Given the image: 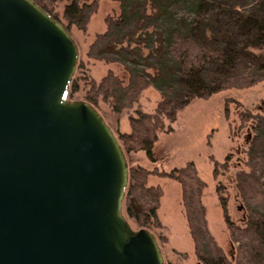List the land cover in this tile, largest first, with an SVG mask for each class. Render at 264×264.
Listing matches in <instances>:
<instances>
[{"label": "water", "instance_id": "obj_1", "mask_svg": "<svg viewBox=\"0 0 264 264\" xmlns=\"http://www.w3.org/2000/svg\"><path fill=\"white\" fill-rule=\"evenodd\" d=\"M70 32L34 0H0V264H165L123 213L125 153L67 92Z\"/></svg>", "mask_w": 264, "mask_h": 264}, {"label": "trees", "instance_id": "obj_2", "mask_svg": "<svg viewBox=\"0 0 264 264\" xmlns=\"http://www.w3.org/2000/svg\"><path fill=\"white\" fill-rule=\"evenodd\" d=\"M34 1L63 24L44 4ZM117 1L119 15L105 18L107 28L96 34L88 49V57L112 62L114 59L110 53L114 52L125 58L127 63L135 64L136 60L128 58L127 54L138 57L140 53L133 52L134 47L129 49L130 42L139 44V37L144 35L147 43L144 48L150 50L148 57L154 59V64L148 67H153L155 73L151 75L125 66L129 81L123 85L108 72L99 83L90 79L91 87L85 90L83 100L98 111L99 97L102 95L104 102L112 100L111 109L119 113L124 107V99L133 102L142 89L149 85L158 89L162 100L154 112L135 110L137 117L130 119V132L116 131L115 134L125 157L130 152L141 151L150 162H156L158 157L153 147L157 134L163 130L172 131L170 125L164 127L165 120L174 122L178 110L194 97L208 96L242 84L237 82L239 80L244 82L243 85H248L245 83L246 71H240L238 64L243 57H256L252 49L264 46V16L244 13L230 4L214 0ZM181 2L189 5V17L177 11ZM95 5L96 0L82 5L78 4V0H72L64 7L63 17L67 20L64 27L69 31L70 26L75 24L84 29L86 19L94 11ZM156 20L160 21L159 31H148V25ZM139 30L142 32L136 36ZM235 31L244 34L240 41L235 38ZM154 35L156 39H152ZM123 38H127L126 45ZM155 41L158 45L153 47ZM136 48L139 47L136 45ZM174 86H181L183 90L179 102L172 98ZM79 88L78 78H72L67 97L74 99ZM151 172L180 183L181 202L200 264H264V259H254L256 254H264V247H261L264 241V211H253L243 227L234 225L226 218L230 240L238 243L233 260H228L207 228L205 207L201 202L206 183L198 175L191 160L168 171H149L141 165L129 168L123 199V213L127 220H132L139 228L145 227L150 231L152 227L157 229L158 234L153 232L157 241L167 242L157 216L162 189L146 185V178ZM238 186L242 197L248 202L249 196L245 191L249 187L248 179H239ZM138 194L144 199V204L138 201ZM201 238L205 244L200 241Z\"/></svg>", "mask_w": 264, "mask_h": 264}, {"label": "rangeland", "instance_id": "obj_3", "mask_svg": "<svg viewBox=\"0 0 264 264\" xmlns=\"http://www.w3.org/2000/svg\"><path fill=\"white\" fill-rule=\"evenodd\" d=\"M38 1L44 4L63 24H67L63 11L65 5L72 0ZM92 1L78 0V4H88ZM214 1L225 2L244 13L258 17L264 16V0ZM95 6L94 11L86 19L84 29L75 24L69 28L78 47V60L72 78H78L80 88L74 99L83 100L85 90L91 87L90 79L99 83L108 72L126 85L129 81V73L125 66L145 71L151 75L155 73L153 67H148L154 64V59L148 57L150 50L144 48L147 44L144 35L139 37V44L130 42L129 49L134 47L133 52L140 53L138 57L131 53L127 54L128 58L136 60L135 64L127 63L124 61L125 58L114 52L110 53V57L114 59L112 62L88 57V49L96 34L104 32L107 28L105 18H116L120 13L117 0H96ZM177 11L189 17L190 9L186 3L181 2ZM159 22L158 20L152 21L148 25V31L158 32ZM141 32L142 30H139L136 36ZM234 34L239 41L244 37L240 31H235ZM152 39H156V35ZM123 40L126 45L127 38ZM136 45L139 48L135 49ZM156 45L158 43L155 41L153 47ZM252 50L256 57H243L238 64L240 71H246L247 81L245 83L247 82L248 85H243L244 82L239 80L237 82L242 84L213 92L208 96L194 97L184 108L178 110L174 122L164 121V127L170 125L172 131L163 130L157 134L153 147L158 157L156 162L151 164L141 151L126 154L128 169L141 165L147 166L149 170L156 168L168 171L173 167L183 166L186 161L194 162L198 175L206 183L202 190L201 202L206 206V222L208 211L210 228L209 226L207 228L228 260H233L238 243L230 240L226 218L234 225L243 227L253 211H264V46ZM173 88L172 98L175 102H179L183 90L181 86ZM100 96L98 112L116 135L118 130L127 129L129 131L131 129L130 119L137 117L135 110L153 113L157 104L162 100L160 91L149 85L142 89L133 102L124 99L122 111L116 113L111 109L112 100L104 102L102 95ZM160 176L158 174V177ZM239 179L249 181V187L245 189L249 196L248 202L242 197L238 186ZM146 185H149L148 179ZM179 191H181V185ZM137 197L138 201L144 204V199L139 197V194ZM176 205L175 199L165 200L162 206L163 215L167 216L172 213L177 214L176 219L179 218ZM179 207L184 211L182 202ZM128 221L132 228L140 227L132 220L128 219ZM151 231L159 233L153 227ZM200 241L205 244L202 238ZM158 244L164 262L174 263L175 256L171 253L169 245L159 241ZM261 247H264V241ZM254 259H264V254L258 253ZM197 264H200L198 258Z\"/></svg>", "mask_w": 264, "mask_h": 264}, {"label": "crops", "instance_id": "obj_4", "mask_svg": "<svg viewBox=\"0 0 264 264\" xmlns=\"http://www.w3.org/2000/svg\"><path fill=\"white\" fill-rule=\"evenodd\" d=\"M100 33V32H99ZM131 130V129H130ZM127 129L123 130H118L120 132H130ZM153 164L154 162H150ZM161 166V164H160ZM144 167V166H142ZM155 167V165H154ZM146 169V167H144ZM149 170V169H148ZM161 171L162 169H152L149 171ZM149 182V185L147 186H152L156 187L159 186L162 189V195L159 199V206L157 208V216L158 219L163 226V234L167 239L166 244L169 245L171 253L174 254V263L177 264H197V256L195 254V247H194V241L192 239L189 227H188V222L185 216V213L183 209L180 210L179 205L181 204V191L180 185L176 180L166 178V177H158L157 172H151L148 174L146 178V182ZM180 192V193H179ZM180 195V197H179ZM175 199L177 205V212H178V217L177 214H169V215H163L162 213V206L164 204V201L167 199ZM179 198H180V203H179ZM205 206V205H204ZM206 209V206H205ZM207 226L210 228V222L208 219V211H207ZM185 256H184V255ZM170 264H174L173 262H169Z\"/></svg>", "mask_w": 264, "mask_h": 264}]
</instances>
